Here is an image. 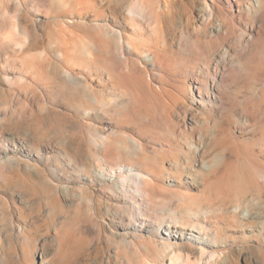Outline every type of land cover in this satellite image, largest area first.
Wrapping results in <instances>:
<instances>
[{
	"label": "rangeland",
	"instance_id": "rangeland-1",
	"mask_svg": "<svg viewBox=\"0 0 264 264\" xmlns=\"http://www.w3.org/2000/svg\"><path fill=\"white\" fill-rule=\"evenodd\" d=\"M1 1L0 11L4 8L5 13L1 11V20L8 17V24L20 35L14 42L0 39V168L6 164L0 170V264H170L162 226L176 219L172 213L181 204L174 195L185 190L191 180L186 175L189 170L181 178L168 170L177 174L175 163L184 162L193 136L203 134L202 143L209 154L216 149L213 155L220 151L228 157L218 163L222 172L208 182L207 189L190 190L199 200L193 203L195 207H208L206 198L212 197L213 208L230 207L236 193L243 199L264 196V99L258 111L247 104L256 85L264 88V24L247 13L246 1H242L245 16L233 0V8L223 0H215V8L213 0H145L157 10L155 28L140 11L130 20L128 9L135 0H66V4L60 0ZM206 6L214 8L213 20L201 14ZM221 21L230 31L224 40L217 39L214 31ZM101 24L135 35V40H140V49L134 51L138 54L127 44L124 52H117L113 40L111 49L103 45ZM13 30L7 26L4 33ZM63 31L68 36L64 37ZM61 36L69 48L78 46L77 55L75 50L69 55L71 66L59 60V50H64L58 41ZM225 47L228 59L218 78L222 101L206 111L200 104H191L186 91L194 85L190 72L199 73L208 64L214 73L213 55ZM87 48L94 55L89 60L82 52ZM145 50L159 60L147 61ZM25 59L40 72V81L29 88L18 82L21 77L16 75ZM73 75L84 77L90 87L87 82L85 86L72 83ZM150 85L154 90H149ZM150 92L158 96L152 97ZM191 106L197 114L188 108ZM193 114L202 121L209 119L208 131L205 126L186 127ZM133 138L142 142V150L135 147ZM127 162L155 172L157 166L163 169L156 173L158 192L151 198L157 199L155 204L124 198L119 175L109 170L113 164ZM194 167L201 170L198 163ZM100 170L105 171V179L96 180ZM39 173L51 174L60 186L86 187L89 200L67 198L61 191L59 202L48 190L24 182L27 174ZM77 177L88 181L78 183ZM217 191L233 193V198L221 196V201ZM259 203L264 205V200ZM216 214L200 219L198 227L211 243L179 241L176 251L189 254L197 264H264V215L241 225L228 215ZM195 224L184 221L182 230L190 235ZM156 225L161 226L159 233ZM23 228L26 235L20 233ZM49 229L51 236L60 230V253L54 247L41 249ZM201 247L206 250L202 260ZM212 252L222 253L218 262L209 263Z\"/></svg>",
	"mask_w": 264,
	"mask_h": 264
},
{
	"label": "bare ground",
	"instance_id": "bare-ground-1",
	"mask_svg": "<svg viewBox=\"0 0 264 264\" xmlns=\"http://www.w3.org/2000/svg\"><path fill=\"white\" fill-rule=\"evenodd\" d=\"M67 1L66 0H60V4H62L63 2L66 4ZM223 1H224V4L229 5L232 8L234 7L233 3L231 2V0H223ZM233 1L236 3L238 8H240V13L243 11L244 14L246 12L245 11L246 9H244V6H242V1H246L245 5H247V13L249 15H251L254 20H257L261 24H264V15H263V12H264V0H233ZM3 2H4V0H3ZM214 2H215V0H213V3ZM148 4L149 3L145 2V0H135L134 4L128 9L129 18H130V20H132L137 15L136 14L137 11L142 12V15L139 14L140 16H143V15H145L144 13H146L147 14L146 17L151 20L149 22H151V24H153V28H155V26H156L155 25V22H156L155 15L157 13L156 12L157 10H155V9L153 10V6L151 7V5L149 6ZM0 7H3L2 6V1H1V6ZM64 7L65 8H63V9L67 10L66 9V5H64ZM203 8H202L203 13H201V14H203L204 17H207L206 19L207 20L209 19V21H210V18L212 19V17L214 16L215 3H214V8L212 6H206L204 9ZM217 8L222 10L220 7H217ZM3 10H4V8L1 9V11H3ZM1 11H0V13H1ZM3 13H4V11H3ZM3 13H1V14L5 15V13L4 14ZM1 14H0V16H1ZM246 14H245V16H246ZM4 17H5V19H7V22L5 21ZM4 17H3L4 21L1 20L2 16L0 18V39L2 41H7L8 40L7 42H9V41L14 42V41L17 40L18 35H20V34H19V32H17L18 30L13 24H10V25L8 24L10 19L8 17H6V16H4ZM156 18H157V15H156ZM10 23H12V22H10ZM151 24H150V26H151ZM219 24L220 25L217 28L214 29L217 39H220V40L227 39L229 37V35H230V31L227 29L226 24H225L224 21H221V23H219ZM11 25L14 26L16 30H13L14 28L12 29ZM7 26H10V31L13 30L8 35L5 34L7 32L4 33V28H6ZM101 26H104V28L101 29L103 31L102 32L103 34L101 36V38H102L101 40L103 41V45L107 46L108 48L111 49V46L109 47V45L111 43L110 41L113 40L114 43L117 44V45L115 44L117 52L118 51H120V52H124L125 51V45L124 44H127L129 50H131L132 52L137 51L138 49H140V48L137 49V44L139 43L140 40L137 39L138 40V42H137L135 40L137 38L135 35L134 36L133 35H126L123 31H117L111 25H102L101 24ZM132 31L137 33V31L134 30V29ZM136 33H134V34H136ZM61 34L64 35V37L68 36L66 31L65 32L63 31V33H61ZM261 34H264V32L261 31ZM136 35L138 36V34H136ZM64 37L61 36V38H58V41H60V43H61L60 45L62 47L64 46V50H59V60L62 63H65L68 66H71L70 65V57H69V55H72L71 51H74V50H75L74 53L76 52V50H77V52H79L78 48H77L78 46H76L77 49L76 48L74 49L73 47H71L72 49L69 48L67 46L68 42L65 41L66 38L64 39ZM134 37H136V38H134ZM2 41H0V42L2 43ZM67 41H68V39H67ZM100 41H99V43L102 44V41L101 42ZM69 42H70V40H69ZM73 45H75V44H73ZM97 45H98V43H97ZM97 45H95L96 46L95 48H96L97 51H99V49H98L99 47H97ZM68 48L71 49V50H69L71 54L69 53ZM24 50L25 49H23V48L20 49V51H22V52ZM82 52L87 57L86 59H88V60H89V58H93L94 57V55H93V53H92L90 48H87V49H85V52L84 51H82ZM74 53H73V55H74ZM76 53H75V55H77ZM134 53H137V52H134ZM228 53H229V50L225 47L219 53L213 55L212 60L216 64V65L213 66L214 67L213 68L214 73L211 72V67L208 64L205 67V69L201 70L199 73H197L198 71L197 72H195V71H193V72L191 71L190 72V73H192L191 75L193 76L192 77V81H193L194 85L188 86L186 91L188 92V94L190 96L192 105L200 104L201 106H204L206 108V111H208V109L214 110L215 106H217V104L222 101V98L220 97V93H219V87L222 86V85H220L222 82L220 83L218 78H219V75H221L220 73H222L221 70H222L223 65H225V63H226V61L228 59ZM75 55H74V58H75ZM92 55H93V57H92ZM43 56H44L45 59H48V55H43ZM85 56H84V58H85ZM123 56L124 55H122V57H120V55H119V57L122 60H124L123 58H125L126 55L124 57ZM143 56L149 62L150 61L155 62V60H159L158 56L155 55V53H150V51L146 52V50H145V52H143ZM148 56L150 58H148ZM72 58H73V56H72ZM125 60H126V58H125ZM36 68L37 67H35V64H33L31 60H29V59L23 60L22 61V65H21V70H19V72L16 73L17 76L21 77V78H18L17 81L20 82L21 84H23V86L25 85L27 87L34 85L33 84L34 82L40 81V79H39L40 78V72H39L38 68L37 69ZM104 68H106V71H108L107 65ZM108 73L110 74L111 72L109 71ZM26 75H28L29 77H27ZM5 76L8 77V75H5ZM24 77H27L29 79V81H27L28 79H24ZM70 80L74 84L78 83V84H82V85H84L87 82V81H85L84 77L80 78L78 75L70 76ZM7 81L11 82L12 79L7 78ZM28 82H30V83H28ZM254 82H255V80L253 81V83ZM85 85L90 87V84H88V82ZM259 85H261V84H259ZM259 85H256V89H255V91H253L254 92L253 95L249 98V100L247 102V104H250V107L252 109L257 110V111L261 108V102L264 99V90H262L264 88L263 87L261 88ZM150 87H151V85H150ZM150 89H153V87L149 88V90ZM155 92H157V91H155ZM152 93L150 92L148 94H152ZM157 94L158 93H156V95ZM154 95L152 97L156 96V95L155 96ZM155 100L158 101L157 99H155ZM156 101H155V103H156ZM151 102H152V100H151ZM149 103L150 102H148V104ZM152 105H156V104H151V106ZM157 105H156V107H158V109H160L159 106H157ZM145 107H147V106H145ZM145 107L143 106V108H145ZM148 108H149V106H148ZM151 108H153V107H151ZM188 108H190V109L192 108L193 110L192 109L191 110L195 111V113H196V109L194 110L193 106L188 107ZM156 109L154 108V110H156ZM149 110L154 112L151 109H149ZM157 110H156V112H158V113L161 112V111H159V110L157 111ZM189 112H190V110H189ZM154 114H155V112L152 113V115L154 117L158 116L157 113H156V115H154ZM248 116H247V118H248V121H249V117ZM185 119H186V117H185ZM205 119H204V121H202V120H200L197 117V115L193 114L189 119L186 120L185 125H186V127H188L189 125H191L192 127H201V126H203V128L201 127L202 129H204V126H205L206 129H207V130L205 129V131H208L209 127H210V125H209L210 121L207 118H205ZM244 121H247V119L244 120ZM247 122H245V123H247ZM211 130L213 131V129H211ZM213 133L215 134V132H213ZM213 133L211 135H213ZM207 134H205V135H207ZM208 135L210 136V134H208ZM201 136H203V134ZM201 136H199V137L193 136L191 138L190 144L187 147L188 151L186 152V156H184V157H186L184 162H181L180 161L181 159L178 160L180 162L176 161V163H175L176 170L174 171V173H177V174H173V172L168 170L169 174L178 175V177H180V178L182 177V174H184L186 172V170H189V171L186 172V175H187L188 179L191 180L190 184L189 183L186 184L187 186H186L185 190H183L182 192H179L178 194L174 195L175 197L178 198V201L181 204L177 208L178 212L177 211L174 212L175 210H172L174 212V213H172L173 214L172 216H175L176 219L174 221H172L171 223H169V224H164L165 222H161L162 224H164L162 226L163 229H164L162 234L165 236V239H166L165 241H168V243H166L164 245L165 247L164 246L163 247L168 253H170V256H171L170 264H197L191 258V256L189 254H182L181 251H176L175 244H178L179 241L183 242L185 240L194 241V242H196V243H198L200 245H203L205 243L206 244L211 243V241H208L205 237H203L201 235L202 229L198 228V227H200V219L207 218L209 215L214 214V213H215L216 216H217L216 213H219V214L223 213L224 215H228L230 219L231 218L232 219H236V221L239 222L241 225H245L248 222L252 221L253 219H256V218L261 217V216L264 215V205L259 203L260 201L264 200V196L263 195H259V194H257V196L256 195H252L250 199H247V198L243 199L244 197H242L240 195H239L240 198H237V197H239V196L236 197V195H238L237 193H236V195L234 193L235 198H233V196L231 197V195L233 193L231 194V193H225V192L221 191V193L219 194L218 193L219 191H217L216 193H218L220 195V197H218V199L221 198L220 199L221 201L223 200V198L221 196H223V197L226 196V198H230V199L233 198V199H231V204L232 205L230 207L227 206L225 208L224 206L227 205V204H225L223 207L220 205L221 207L219 206V208L215 207V206L213 208V206H211V204H210L211 199L213 198L212 196H209L210 198L212 197L211 199H209V198L207 199L206 198V200L210 201V202H208V207H206V206H205V208H202L203 206H201V208L199 206L195 207V205H197V204H193V203H197L199 200L197 199V197L195 198V197H192L190 195L191 194L190 190L199 189L201 187L207 189L209 187V186L207 187L208 182L213 180V178L217 177L222 172V168L220 167L221 164L219 165L218 163H221L222 161H227L228 160V157L225 155V153H222V152L220 153V151H218V153L213 155L212 152H214L216 149L214 151H212V152L209 150V152H211V154H209L208 153V149L205 148L206 144L202 143L204 138H202ZM206 138H208V137H206ZM209 140L211 141V139H209ZM210 141H209V143H210ZM132 142H133V144L135 145L136 148L138 147L141 150L143 149L142 142L139 141L138 139L133 138ZM204 142H208V141H206V139H205ZM110 146H111V144L109 146H107L108 149H109ZM111 150H108V151L110 152ZM215 152H217V150ZM220 160H222V161H220ZM195 163H198V165L201 166L200 167L201 170H199V169L196 170L195 169V167H194ZM19 164L21 165V162H19ZM141 164H144V163L141 162ZM5 165H6L5 163L2 164V166L0 168L1 171L4 169ZM113 166H115V167H111L110 166L109 172L110 173L113 172L114 174L119 175L117 180L120 183L121 191L125 194L124 198H129V199L133 198V199H135L137 197V198H141V200L150 201V200H152L151 198H153V195L158 192L157 189H156L157 188V185H156V183H157L156 182L157 174L156 173L158 171L160 173H163V169L161 167L157 166L156 168H154L155 170H157V172H155L154 170H152L150 168H146V167L137 168L132 163H128V162H127V164H124V165L123 164L122 165L113 164ZM173 166H174V164H173ZM0 173H2V172H0ZM104 174H105V171L104 170H100L96 180H98V179L102 180L103 178L105 179L106 175H104ZM23 180H24V182L29 183L30 187L32 186V187H35V188H43V189L48 190V192L51 193V195L55 198V200L59 201V202L62 201V197L60 195L61 191L63 192V194L67 198H69V197H74L75 198L76 197L78 199V201H80V202L83 201V200L85 201V199L89 200L85 196V190H86L85 188L86 187L82 186L81 188L76 190L74 188L71 189L69 186H65V185L64 186H60L61 184L59 185L58 183L56 184L54 182V180L51 178V174H40V173L38 175L27 174L26 178L23 179ZM67 180H69V179H66V181ZM76 180H77L76 182L84 183V184H86V183L82 182V181H84V180L88 181L86 178H84V180H83V178H81V177H79V178L77 177ZM263 181H264V179H263ZM90 182H92V181L90 180ZM15 183H17V182H14V184ZM112 183H114V185L112 184L113 186L116 185L115 184V180L112 181ZM210 183H212V182H210ZM131 188H133V190ZM111 189L113 190L114 188H112V186H111ZM75 191H78V192L75 193ZM130 193H132L134 195H130ZM159 193L162 194L163 192L162 193L159 192ZM209 193H212V192L208 191V194ZM218 194H216L215 196H217ZM211 195H213V194H211ZM154 201L157 202V199L154 198L152 200V202L150 201L151 203L149 205L155 204L156 202H154ZM134 203L137 205L136 201H134ZM209 205L211 207H209ZM138 210H139V207H138ZM141 216H144V215H141ZM139 218L141 220H145V221L146 220L147 221L148 220L149 221L153 220V218L149 219L147 217H143V218L139 217ZM218 218H220V216H218ZM184 221H194V222H196V224L193 225L192 229L190 230L191 231L190 235L188 234V232H185L186 230H184V229L182 230V228H183L182 223ZM159 225H160V223H159ZM160 229H161V226L159 228L156 225L155 231L159 233ZM59 231L58 230H56V231L54 230L55 236H51V232L52 231L49 229L47 231V236H46L47 239L43 243L41 249L44 248L45 251H48V250H52L53 247H54V249H56L57 252H59L62 249V244H61L62 240H60L61 236H59V233H60ZM205 231L206 230H204V232ZM20 233L23 234V235H26V229H24V228L20 229ZM199 233H200V235H198ZM26 237H28V236H25V239H28ZM243 237L245 238L246 234H244ZM177 240H178V242H177ZM172 241H176V242H172ZM207 241H208V243H207ZM125 242H127V240ZM128 243H129V241H128ZM131 243L132 242H130V244ZM212 244H215V241L212 242ZM26 250H27V247L25 249V252H26ZM31 251H32V249H31ZM199 252H200L201 260H202L204 258V256H205V254H206V250L203 247H201L199 249ZM227 255H228V253H226V252L223 253V257H226ZM221 257H222V253L212 252L210 254L209 263L210 262L211 263L212 262H218ZM259 261H260V259H259ZM52 264H55V263L53 262Z\"/></svg>",
	"mask_w": 264,
	"mask_h": 264
}]
</instances>
